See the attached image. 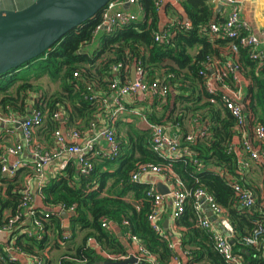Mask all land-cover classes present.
Here are the masks:
<instances>
[{"label": "trees", "instance_id": "16d2710c", "mask_svg": "<svg viewBox=\"0 0 264 264\" xmlns=\"http://www.w3.org/2000/svg\"><path fill=\"white\" fill-rule=\"evenodd\" d=\"M158 1L136 0L142 14L110 33L103 29L96 32L101 21V13H98L69 31L46 52L0 76V108L13 113L25 111L26 106L41 110L52 140L55 130L63 123L54 118L58 110L64 112V122L82 134L93 123L98 124V115L104 110L100 97L110 96L112 68L116 64H121L122 82L131 79V67L137 62L143 69L146 83L163 82L169 86L166 97H150L152 106L163 108L161 112L152 108L148 113L151 122L181 127L190 117L198 123L197 131L190 135L184 132L181 137L182 147L190 150L188 155L172 160L162 158L153 149L150 129H118L117 134L114 130L116 155L93 156V167L88 174H80L72 160L62 174L44 184L41 190L45 205H75V212L69 218L72 240L83 233L81 241L68 248L72 252L61 255L58 263L96 264L106 260L86 245L90 236L96 237L109 253L126 254L121 235L102 226L101 219L107 217L118 223L122 231L136 235L160 264H169L174 251L148 220L153 207L148 195L150 185L133 181L131 176L141 164L170 162L175 181L182 182L183 188L192 194L176 220L181 228L182 248L189 252L187 264H228L215 249L211 233L199 224L193 205V194L199 188L225 208L233 227L234 249L243 256L245 264H264L260 246L244 242V237L252 234L258 225L264 226V206L256 200L250 209L243 208L233 186L220 172L223 169L249 186L247 171L239 164L236 119L226 107L222 92L212 94L206 90V78L211 75L213 60H234L245 81L243 102L248 116L246 127L251 133L255 122L264 124V61L253 59L249 46L242 45L239 38L210 35V24L225 20L216 15L213 0H178L183 19L166 26L168 37L157 40L156 35L164 31L160 29ZM186 22L190 23L189 27ZM92 43L95 47L91 51L84 49ZM232 44L237 46L236 51L231 49ZM196 47L197 51L192 54L191 50ZM44 76L59 82L61 90L48 95L47 90L34 82ZM225 82L234 88L241 85L232 75L226 77ZM2 138L0 136V141ZM2 152L0 147V154ZM116 165L117 169L112 172L110 169ZM21 172L24 174L27 170L21 169L16 176L9 177L0 168V228L11 216L23 212L20 205L25 183L19 176ZM131 192L132 200H129ZM62 223L63 219L54 214L46 224L44 237L38 240L27 236L24 232L27 226L18 222L16 243L29 252H39L48 246L53 251L64 232ZM0 264L22 262L10 260L0 246ZM45 264L57 262L47 259Z\"/></svg>", "mask_w": 264, "mask_h": 264}, {"label": "built area", "instance_id": "2783aa9c", "mask_svg": "<svg viewBox=\"0 0 264 264\" xmlns=\"http://www.w3.org/2000/svg\"><path fill=\"white\" fill-rule=\"evenodd\" d=\"M1 1V0H0ZM231 8L228 16L221 23L212 22L209 26V33L213 37H227L231 39H240V43L249 46L251 57L256 60L264 61V28L260 33L251 32L249 23L242 17L240 11L239 0H222ZM136 0H111L104 10L101 12V21L96 28V32L103 29L107 32H113L118 26L130 23L138 18V15L124 8L125 4H135ZM164 0L157 2L160 8ZM141 9V7H140ZM142 10V9H141ZM187 27L190 23L185 24ZM164 30V29H162ZM168 37L167 30L156 35V39H165ZM232 50H237V46L232 44ZM136 81L132 78L127 82L120 79L121 64L113 66V77L110 82V96L100 97L101 107L109 109L113 117H116L126 109L125 98L127 96H141L142 98H150L158 96L164 98L167 96L169 86L163 82L146 83L142 67L136 62ZM213 71L206 78V90L209 93L222 92L223 101L226 107L231 111L236 119V130L238 134L237 152L239 154V164L243 170L248 171L254 164L264 163V124L255 122L253 131L247 130L246 124L248 116L243 109V96L241 86L234 88L225 82L226 77L232 75L234 81L241 82L239 65L234 60L228 58H217L211 63ZM77 76L78 73H75ZM139 113V112H137ZM64 112L58 110L54 114L56 120L64 122ZM45 119V114L41 110L31 109L23 118L18 117L16 113L4 112L0 109V124L13 134L16 128L21 129V138L13 144L7 145L0 154L1 172L9 177H14L21 169H26V173H19L25 183L24 196L21 202L22 213L11 216L8 222L0 228V246L4 247L10 260H19L22 264H45V260H53L51 247L48 246L39 252H29L17 245V234L15 232L17 223L21 222L26 227L27 236L36 239H42L45 234L46 224L54 214L61 217V213L66 211L70 216L75 212V205L70 207H51L45 205L46 209L39 208L36 204V196L43 199L42 186L46 184L45 167L61 154L76 156L78 161V172L80 174H88L93 167L92 157L96 154L103 157H111L116 155L118 151L115 140V133L112 126L100 128L98 124L93 123L89 130L93 131V136L80 143L82 132L76 128L69 126H61L55 130L54 145L46 147L36 140L35 134ZM17 126V127H16ZM149 129L152 132V146L154 151L162 158L168 160L177 159L183 155H188L190 150L182 147L181 140L170 134L168 127L164 124L149 122ZM104 138L109 143L108 149L104 150L96 146L97 139ZM29 150L33 159L31 162L21 158V155ZM10 157L13 160H10ZM65 166V165H64ZM221 174L233 186L239 204L243 208L250 209L256 202L257 196L250 186H246L239 180L234 179L225 170H220ZM161 174L170 189L168 194L158 191L155 185L151 184L148 195L152 198L153 207L149 214L148 220L151 227L160 233L164 239L169 241V247L174 251V256L169 264H187L188 251H184L181 242H172L169 235L163 228L161 223V215L163 212L164 201L170 196L173 204L172 217L176 221L184 212L188 197L192 194L184 189V184L175 181L172 164L145 163L141 164L138 169L132 173V180L143 182V177L148 174ZM31 180L36 182V188H32ZM193 205L197 211L199 224L211 233L215 249L222 255L228 264H245L243 256L234 249L232 243L233 227L228 220L226 210L219 205L214 197L205 190L199 188L193 194ZM218 217L219 225L207 215L206 209ZM116 222L107 217L101 219L104 228L110 229ZM126 223V222H125ZM118 224V223H116ZM220 226L223 229H220ZM2 234L7 235V242L1 243ZM127 235L137 247L133 252L126 254H112L105 250L96 237L90 236L86 241V245L99 254L103 255L106 260L124 261L130 258H136V261L128 264H160L156 257L141 245L139 238L127 231ZM73 232L65 230L62 237L58 238L59 242L71 241ZM264 241V226L258 225L252 234L244 237V242L248 245L260 246ZM180 252H179V250ZM83 260L82 262H85ZM57 264H59L57 262Z\"/></svg>", "mask_w": 264, "mask_h": 264}, {"label": "crops", "instance_id": "0c3cea01", "mask_svg": "<svg viewBox=\"0 0 264 264\" xmlns=\"http://www.w3.org/2000/svg\"><path fill=\"white\" fill-rule=\"evenodd\" d=\"M33 1L34 0H1L0 7L18 9L27 6ZM239 3H240V11L242 17L248 21L250 31L254 33H260L261 29L264 28V0H239ZM213 4L216 15L225 19L231 10L230 6L224 3L222 0H213ZM124 8L134 12L138 16L142 14V10L137 4H125ZM181 10L182 9L180 7V3L178 0H164L163 5L159 8L160 29H165L166 26L170 24H174L176 20L178 21L179 19H183L182 16L180 15ZM94 47H95V43H92L90 45H86L84 49H86L87 51H91ZM197 49H198L197 47L193 48L191 50V53L194 54L197 51ZM212 71L213 68L211 67L210 72L212 73ZM240 77H241L240 86L242 87V91L245 94V88H244L245 81L242 79L241 73H240ZM151 102H152V98L144 99L139 95L127 96L125 98V106H126L125 111L120 113L116 117H113L109 109H104L98 115V125L100 128L113 126V129L116 131V134L118 132V129L120 131L121 130L126 131L130 127H136L141 130H149V122L151 121L149 120L148 113L152 110V108L156 112H161L163 110L161 105L152 106ZM32 108H33L32 106H26L25 111L18 110L16 114L18 115V117L23 118L26 114L29 113V111ZM46 121L47 119H44V123L39 128H37L35 137L37 141H39L41 144L49 148L53 146L54 140H52V135L51 134L49 135V132L46 129ZM64 125L68 126L65 122H63L62 126ZM197 126L198 123L196 121H193L192 118L187 117L184 120V123L181 127L176 125H169L168 131L170 132V134L178 137L181 140V137L183 136L184 132L189 133V135L193 134L195 131H197L196 130ZM92 132L93 131L91 130L88 131L85 130V132L82 134L80 143L84 144L87 139L92 137L93 136ZM0 136L4 138V139L2 138V140L0 141V147H2V149L4 150L7 145L13 144L17 141V139L21 138V129L17 127L15 133L11 134L7 132V130L2 126V124H0ZM96 146L106 150L109 147V143L104 138H99L97 139ZM21 158L26 160L27 162H31L33 159L29 150H26L21 155ZM10 160H13V158L10 157ZM72 160L74 161L76 170H78V161L76 156L61 154L52 162H50L45 167L46 182L62 174V172L68 167V165L71 163ZM117 167L118 165L112 167L110 170L113 172L117 169ZM246 180H247V184L253 189L254 193L256 194L257 200H259L261 205L264 206V163L254 164L252 168H250L247 171ZM143 182L147 183L148 185L153 184L156 186V188L158 182L167 184L163 175L153 174V173L144 176ZM31 183H32V188L35 189L36 182L31 180ZM132 193L133 192H131L128 196L129 200H132ZM35 201L39 208L46 209L45 204L43 203L42 199L39 196H36ZM172 212H173L172 200L170 196H167L164 201L163 212L160 220L164 230L169 235L172 242H180L181 228L177 226L176 221L173 219ZM206 213L214 221L216 225H219L218 217H216L215 214H211V211L208 208L206 209ZM70 217L71 216H69L68 218H64L63 216H61V218L63 219L62 226L64 228V231L70 229V222H69ZM220 229H223V227L220 226ZM110 230L121 235L123 244L127 252H133L136 250L137 245L131 240H129L127 232L122 231L121 227L118 224L116 223L113 224ZM82 237H83V233H79L75 239L77 241L79 240L80 242L81 241L80 239ZM1 238L3 240L1 243L7 242L8 238L6 234H2ZM259 250L261 251L260 257L264 258V241L260 245Z\"/></svg>", "mask_w": 264, "mask_h": 264}, {"label": "water", "instance_id": "95a60500", "mask_svg": "<svg viewBox=\"0 0 264 264\" xmlns=\"http://www.w3.org/2000/svg\"><path fill=\"white\" fill-rule=\"evenodd\" d=\"M111 0H34L22 8L0 7V76L46 52L69 31L101 13ZM221 6V5H220ZM136 81V65L131 67ZM243 109L247 112L246 105ZM168 194L167 184L157 183ZM212 214V212H211ZM61 216L70 215L63 211ZM136 261H100L96 264H128Z\"/></svg>", "mask_w": 264, "mask_h": 264}, {"label": "rangeland", "instance_id": "374dc122", "mask_svg": "<svg viewBox=\"0 0 264 264\" xmlns=\"http://www.w3.org/2000/svg\"><path fill=\"white\" fill-rule=\"evenodd\" d=\"M34 82H35V84H38L42 88L47 90L48 95L51 94V93H55L56 91L61 90L60 83L52 81L47 76H44L43 78H41V79H39L37 81H34ZM0 109H2V108H0ZM2 110L4 112H8V111H6L4 109H2ZM78 241L76 239H74V240H71V241H67V242H65L63 244H60V243H59V245L55 244V249H53V251H52L53 261L54 262H58V260H59L61 255L65 254L67 252H72L68 248H70L71 245L75 247V245L78 244ZM64 244H66V245L64 246Z\"/></svg>", "mask_w": 264, "mask_h": 264}]
</instances>
